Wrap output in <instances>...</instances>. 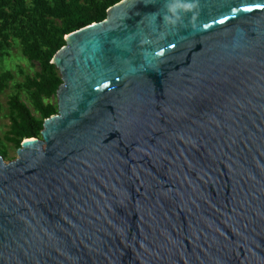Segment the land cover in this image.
I'll return each mask as SVG.
<instances>
[{"label": "water", "instance_id": "95a60500", "mask_svg": "<svg viewBox=\"0 0 264 264\" xmlns=\"http://www.w3.org/2000/svg\"><path fill=\"white\" fill-rule=\"evenodd\" d=\"M64 40L56 113L0 155V264H264V0H119Z\"/></svg>", "mask_w": 264, "mask_h": 264}, {"label": "trees", "instance_id": "16d2710c", "mask_svg": "<svg viewBox=\"0 0 264 264\" xmlns=\"http://www.w3.org/2000/svg\"><path fill=\"white\" fill-rule=\"evenodd\" d=\"M119 0H0V51L9 47V36L24 41L26 54L39 61L40 72L24 86L32 89L31 99L39 118L33 117L16 94L10 97L15 115L10 131L21 138L35 137L42 129L43 120L57 111V106L44 104L43 96L56 92L61 79L51 63L54 53L64 45V36L78 28L105 18L106 10ZM8 76L0 74V87ZM3 157L4 152L0 151Z\"/></svg>", "mask_w": 264, "mask_h": 264}, {"label": "rangeland", "instance_id": "374dc122", "mask_svg": "<svg viewBox=\"0 0 264 264\" xmlns=\"http://www.w3.org/2000/svg\"><path fill=\"white\" fill-rule=\"evenodd\" d=\"M27 3L30 0H26ZM10 46L3 47L0 51V74L8 73L0 87V151L4 152V161H10L17 157V149L25 137L21 138L19 146L15 140L18 136L10 131L11 118L15 115L10 106V97L16 94L19 101L29 110L30 114L39 118L31 99L32 89H27L24 84L32 80L40 72L38 60L30 58L25 51L24 41L14 35L9 36ZM44 104L56 106V94L41 97ZM35 137L40 138V132Z\"/></svg>", "mask_w": 264, "mask_h": 264}]
</instances>
